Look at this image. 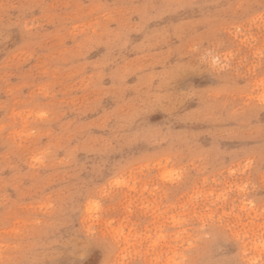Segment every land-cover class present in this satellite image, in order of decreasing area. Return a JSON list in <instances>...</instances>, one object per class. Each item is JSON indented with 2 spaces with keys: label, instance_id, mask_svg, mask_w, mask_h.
Returning a JSON list of instances; mask_svg holds the SVG:
<instances>
[{
  "label": "rangeland",
  "instance_id": "1",
  "mask_svg": "<svg viewBox=\"0 0 264 264\" xmlns=\"http://www.w3.org/2000/svg\"><path fill=\"white\" fill-rule=\"evenodd\" d=\"M0 264H264V0H0Z\"/></svg>",
  "mask_w": 264,
  "mask_h": 264
}]
</instances>
